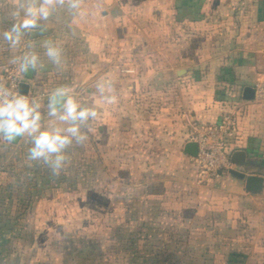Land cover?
Segmentation results:
<instances>
[{
	"label": "crops",
	"instance_id": "obj_1",
	"mask_svg": "<svg viewBox=\"0 0 264 264\" xmlns=\"http://www.w3.org/2000/svg\"><path fill=\"white\" fill-rule=\"evenodd\" d=\"M18 5L0 0V76L19 68L14 58L37 54L41 66L32 78L24 74L29 89L49 95L67 86L84 106L95 107L99 116L88 131L98 124L103 154H131L115 158L128 175L147 171L153 182H138L148 185V196L168 198L181 216L194 209L199 219L209 207L215 235L226 226L235 244L264 248V184L260 192L249 191L245 179L231 173L200 183L186 151L197 125L233 111L238 126L232 154L244 151L247 163H235V169L264 178V100L245 97L247 88L264 82V0H82L86 16L57 5L42 22L44 34H26L11 46L2 33ZM45 41L61 49V67L44 55ZM107 79L117 97L112 104L96 91ZM46 102H40L42 122ZM6 143L0 139V150ZM156 184L162 193L149 191ZM219 209L227 210L223 225ZM48 264L59 263L53 258Z\"/></svg>",
	"mask_w": 264,
	"mask_h": 264
},
{
	"label": "rangeland",
	"instance_id": "obj_2",
	"mask_svg": "<svg viewBox=\"0 0 264 264\" xmlns=\"http://www.w3.org/2000/svg\"><path fill=\"white\" fill-rule=\"evenodd\" d=\"M91 128L59 176L28 159L27 136L0 150V264H264L259 244H235L226 226L215 235L209 207L199 219L194 209L181 216L168 198L148 196L138 182H153L147 171L133 178L118 168L115 158L131 154H103L99 126ZM158 184L149 191L162 193ZM216 213L223 222L227 210Z\"/></svg>",
	"mask_w": 264,
	"mask_h": 264
},
{
	"label": "clouds",
	"instance_id": "obj_3",
	"mask_svg": "<svg viewBox=\"0 0 264 264\" xmlns=\"http://www.w3.org/2000/svg\"><path fill=\"white\" fill-rule=\"evenodd\" d=\"M57 5L66 7L74 17L87 15L82 0H19V5L11 13V26L2 33L3 39L16 46L24 35L46 30L42 22L53 16ZM44 44V55L61 67V49L51 41ZM12 63L18 64L19 71L24 74L35 72L41 66L40 57L35 53L16 57ZM112 89L114 83L111 79L97 84L96 91L102 102H116ZM46 109V115L53 118L47 126L42 122L41 104L36 99L0 85V139L13 143L27 136L31 144L28 159L42 162L53 176H59L68 161L67 150L74 143L82 145L88 139L85 130L99 113L95 107L84 106L78 101L67 86L57 87L49 94ZM20 264H25L23 257Z\"/></svg>",
	"mask_w": 264,
	"mask_h": 264
},
{
	"label": "built area",
	"instance_id": "obj_4",
	"mask_svg": "<svg viewBox=\"0 0 264 264\" xmlns=\"http://www.w3.org/2000/svg\"><path fill=\"white\" fill-rule=\"evenodd\" d=\"M22 82H25L24 73H21L19 68L6 69L0 76V85L14 92L22 93ZM254 90L255 99L264 100V82H258ZM27 95L39 103L45 101L49 96L46 92L37 93L30 89ZM237 126L238 119L233 111L225 114L218 122L197 125L191 139L198 144V154L193 156L192 160L198 171L200 183H210L235 169L232 149Z\"/></svg>",
	"mask_w": 264,
	"mask_h": 264
},
{
	"label": "water",
	"instance_id": "obj_5",
	"mask_svg": "<svg viewBox=\"0 0 264 264\" xmlns=\"http://www.w3.org/2000/svg\"><path fill=\"white\" fill-rule=\"evenodd\" d=\"M44 30L36 31L33 33V36H39L44 34ZM34 72L27 73L28 78H32ZM30 85L28 82H22L21 91L23 94L27 95L29 91ZM255 90L253 88H247L245 91V97L248 99L254 98ZM20 139L15 141L14 143H18ZM190 155L197 156L198 154V144L195 141H191L187 144V150ZM244 158V160H242ZM232 160L236 164H240L241 166L246 165V153L244 151H236L232 154ZM231 174L245 179L246 181V189L253 192H260L263 189L264 178L262 176L256 174H247L245 171L232 169L230 171Z\"/></svg>",
	"mask_w": 264,
	"mask_h": 264
}]
</instances>
